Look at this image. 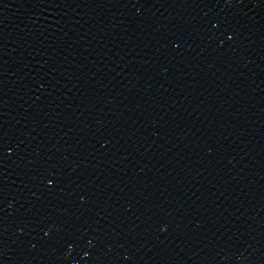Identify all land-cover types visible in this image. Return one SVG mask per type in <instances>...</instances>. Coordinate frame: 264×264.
<instances>
[{"label": "water", "instance_id": "1", "mask_svg": "<svg viewBox=\"0 0 264 264\" xmlns=\"http://www.w3.org/2000/svg\"><path fill=\"white\" fill-rule=\"evenodd\" d=\"M0 264H264V0H0Z\"/></svg>", "mask_w": 264, "mask_h": 264}]
</instances>
